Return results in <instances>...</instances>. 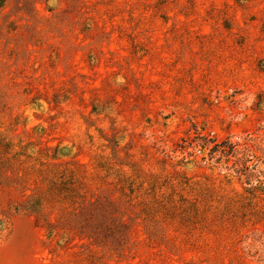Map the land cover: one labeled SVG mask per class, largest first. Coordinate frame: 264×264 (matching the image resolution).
Listing matches in <instances>:
<instances>
[{"label":"rangeland","instance_id":"374dc122","mask_svg":"<svg viewBox=\"0 0 264 264\" xmlns=\"http://www.w3.org/2000/svg\"><path fill=\"white\" fill-rule=\"evenodd\" d=\"M0 264H264V0H0Z\"/></svg>","mask_w":264,"mask_h":264},{"label":"trees","instance_id":"16d2710c","mask_svg":"<svg viewBox=\"0 0 264 264\" xmlns=\"http://www.w3.org/2000/svg\"><path fill=\"white\" fill-rule=\"evenodd\" d=\"M224 153H226V151ZM227 154H229V153H227Z\"/></svg>","mask_w":264,"mask_h":264}]
</instances>
